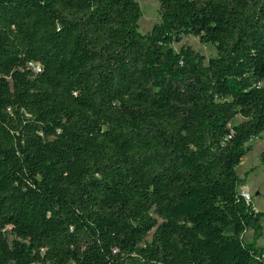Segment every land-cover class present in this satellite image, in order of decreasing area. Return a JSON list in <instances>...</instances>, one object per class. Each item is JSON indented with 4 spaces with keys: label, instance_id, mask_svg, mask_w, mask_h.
Here are the masks:
<instances>
[{
    "label": "trees",
    "instance_id": "obj_1",
    "mask_svg": "<svg viewBox=\"0 0 264 264\" xmlns=\"http://www.w3.org/2000/svg\"><path fill=\"white\" fill-rule=\"evenodd\" d=\"M160 4L0 0V264H264V0Z\"/></svg>",
    "mask_w": 264,
    "mask_h": 264
},
{
    "label": "rangeland",
    "instance_id": "obj_2",
    "mask_svg": "<svg viewBox=\"0 0 264 264\" xmlns=\"http://www.w3.org/2000/svg\"><path fill=\"white\" fill-rule=\"evenodd\" d=\"M141 11L140 20L137 23V29L141 34H151L155 25L162 22V10L160 0H135ZM189 47L193 51L199 53L206 59V63L210 58L217 56V50L211 45H203L199 39L193 37H183L180 43H174L173 48L178 52L181 48ZM264 86V82L261 83ZM243 119L238 117L234 124L241 123ZM252 151L247 154L241 164L237 166L236 171L241 179L239 192L245 195L256 211L264 213V163H262V155L264 154V133L249 142ZM264 228V217L262 219ZM153 232L149 235L148 241L151 242ZM245 240L253 241V232L249 231L245 234ZM259 248L264 250V235L257 241Z\"/></svg>",
    "mask_w": 264,
    "mask_h": 264
},
{
    "label": "built area",
    "instance_id": "obj_3",
    "mask_svg": "<svg viewBox=\"0 0 264 264\" xmlns=\"http://www.w3.org/2000/svg\"><path fill=\"white\" fill-rule=\"evenodd\" d=\"M38 70L40 69L39 67L37 68ZM245 196V195H244ZM245 198L247 199V197L245 196ZM248 200V199H247Z\"/></svg>",
    "mask_w": 264,
    "mask_h": 264
}]
</instances>
